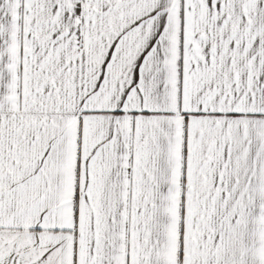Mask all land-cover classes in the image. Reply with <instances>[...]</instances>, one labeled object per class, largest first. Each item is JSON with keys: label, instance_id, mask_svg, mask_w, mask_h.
<instances>
[{"label": "snow or ice", "instance_id": "obj_1", "mask_svg": "<svg viewBox=\"0 0 264 264\" xmlns=\"http://www.w3.org/2000/svg\"><path fill=\"white\" fill-rule=\"evenodd\" d=\"M0 264H264V0H0Z\"/></svg>", "mask_w": 264, "mask_h": 264}]
</instances>
